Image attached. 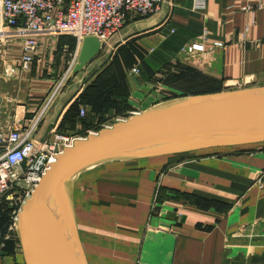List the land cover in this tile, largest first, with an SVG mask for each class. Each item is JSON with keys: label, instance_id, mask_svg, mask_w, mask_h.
<instances>
[{"label": "crops", "instance_id": "obj_1", "mask_svg": "<svg viewBox=\"0 0 264 264\" xmlns=\"http://www.w3.org/2000/svg\"><path fill=\"white\" fill-rule=\"evenodd\" d=\"M69 40L39 37L31 69L16 68L9 78L4 65L15 64L20 45L12 57L3 51L1 131L37 116L68 65ZM108 41L112 54L106 63L93 64L91 78L116 53L127 71L131 106L176 62L206 81L204 87L200 80L193 83L197 90L264 86V0H204L202 10H194L192 0H161L150 16H127ZM191 43H202L203 51L186 59L180 50ZM128 45L132 62L124 68L117 49ZM132 67L138 69L134 77L128 75ZM87 83L54 95L36 128L38 142L59 131L60 119ZM80 107L82 120L91 123L89 107ZM62 131L80 138L83 129L76 123ZM66 198L86 264H264V144L103 162L74 176ZM0 264H24L8 231L0 235Z\"/></svg>", "mask_w": 264, "mask_h": 264}, {"label": "water", "instance_id": "obj_2", "mask_svg": "<svg viewBox=\"0 0 264 264\" xmlns=\"http://www.w3.org/2000/svg\"><path fill=\"white\" fill-rule=\"evenodd\" d=\"M98 52L95 38H83L70 75ZM256 144H264V86L174 99L74 140L17 212L24 264H86L63 197L81 171L112 160Z\"/></svg>", "mask_w": 264, "mask_h": 264}, {"label": "built area", "instance_id": "obj_3", "mask_svg": "<svg viewBox=\"0 0 264 264\" xmlns=\"http://www.w3.org/2000/svg\"><path fill=\"white\" fill-rule=\"evenodd\" d=\"M160 3L161 0H0V45L19 41L21 49L18 60L15 64H5L3 73L9 78L15 75L16 68L29 71L38 52L39 37L44 36H64L74 40V49L68 54L69 67L83 38H95L100 50L119 32L127 16H150L158 10ZM192 8L202 10L204 0H192ZM212 46L220 48L222 44L213 43ZM180 51L187 59L201 53L203 45L191 43ZM137 74L136 67L130 68L129 76ZM57 90L58 85L52 87L37 116L25 125L0 130V199L12 194L24 201L57 155L79 139L54 131L49 132L50 139L41 142L35 139L39 121ZM84 115L85 109L79 107L78 117Z\"/></svg>", "mask_w": 264, "mask_h": 264}, {"label": "rangeland", "instance_id": "obj_4", "mask_svg": "<svg viewBox=\"0 0 264 264\" xmlns=\"http://www.w3.org/2000/svg\"><path fill=\"white\" fill-rule=\"evenodd\" d=\"M18 45H19V41H14L6 45H0V67H1V56L3 54V51L7 50V53H10V56L11 55L13 56L12 48ZM112 50H113V45L111 44V42L107 41L106 44H104L102 48L99 50L97 55L94 58H92L81 70H79L72 76L70 75V73L67 75L65 74L68 65L70 63L69 62L70 58L69 56H67L68 65L66 66L63 73L56 79V82L53 85V86L58 85L57 92L65 88L68 90L77 89L86 80H88L87 85L92 84L96 75L91 78L92 76L91 74L95 71L96 69L95 67H97L93 64H96V62H98L97 65H102L106 63L107 59H109L110 55L112 54ZM72 51L68 52V54H71ZM115 55L116 53H114V56ZM184 68L186 69V67L180 65L177 62L170 69L165 68L162 72L164 75L159 74L161 78L157 76L155 78L156 81L155 80L152 81L150 85H148V88L144 90L142 96L140 95V98L142 97L140 102H136L132 106L129 103H127V109L124 111L123 114H120L119 116H115V117L113 116L115 114V111L113 109L107 111V113L103 115V119L106 120L99 124L98 130L103 127L110 126L115 122H117L118 120L121 119L123 120L131 116L133 113H138L139 110L143 111L146 108H151L155 105L171 102L174 99L196 96L197 93H202V91L197 90L195 89L194 86H192L195 85L193 83L199 81V79L193 73L194 71L193 72L188 71L189 73L187 74ZM125 70L126 69L123 70V74L126 80V78L128 77H127V71ZM178 73H180L181 77L179 76L176 77ZM231 90H237V86L226 88L224 90H221L220 92L231 91ZM166 91L173 92L174 97L164 94V92ZM125 100L126 102L129 101L128 96L126 97ZM88 114L91 116L92 123H96L97 121L95 115L91 111H89ZM95 132L96 131H91V133H95ZM85 136H80V138H83ZM66 186H68V184H65V187ZM22 202L24 203L22 198L16 197L12 194H7L0 199V229H2L3 231L4 229H7L5 231H8L11 234V236L15 238L17 243H18V237H17L16 215L17 212L20 210V207L23 205Z\"/></svg>", "mask_w": 264, "mask_h": 264}, {"label": "trees", "instance_id": "obj_5", "mask_svg": "<svg viewBox=\"0 0 264 264\" xmlns=\"http://www.w3.org/2000/svg\"><path fill=\"white\" fill-rule=\"evenodd\" d=\"M70 39L71 40H69L68 52L72 51L74 47V40L72 38ZM132 52L133 50L130 45H128L127 47H120L117 49V55H119L124 68L129 67L131 65ZM186 69L185 71L187 74L189 73L188 71L193 72V70L189 68ZM193 73L201 81L200 86L201 87L206 86L205 85L206 81L203 80L195 72ZM178 76L181 77L180 73H178L176 77ZM192 86L195 87L197 86V84ZM200 91H202V93H197V95L217 93L220 92L221 89L217 88L211 90V89L203 88ZM126 97H127V88H126L123 70L121 69L118 63V59L115 56H113L110 63L95 76L92 84L87 85L83 89V91L69 104L66 112L63 114L62 118L60 119L59 125L57 127L59 131L57 133L62 134L63 132L62 130L64 128H73V126L76 123H80L83 129V132L80 133V136L86 135L84 132L85 130L90 129L91 131H98L99 124L106 120L103 119V115L107 113V111L113 109L115 111V114L113 115L114 117L124 113V111L127 109V102L125 100ZM83 105L88 106L90 111L95 115L97 121L96 123H92V120L90 118L91 123L86 124L82 120L85 117V115L84 117L79 119L78 108ZM247 146H253V145H247ZM247 146H240V147H247ZM230 148H239V147H230ZM5 230L7 229H4V231L0 229V235L6 233Z\"/></svg>", "mask_w": 264, "mask_h": 264}, {"label": "bare ground", "instance_id": "obj_6", "mask_svg": "<svg viewBox=\"0 0 264 264\" xmlns=\"http://www.w3.org/2000/svg\"><path fill=\"white\" fill-rule=\"evenodd\" d=\"M78 52H79V50H78ZM78 52H77V54L75 55V57H74V60H73V62H72V64L68 67V69L66 70V72H65V74L67 75V74H69L70 73V71L72 70V68H73V66L76 64V60H77V56H78ZM146 109H150V108H146ZM146 109H144V110H146ZM139 113V112H138ZM122 120V119H121ZM121 120H118V121H121ZM108 127V126H107ZM55 160H56V158H55ZM55 160H54V162H55ZM53 162V163H54ZM53 163H51V164H53ZM50 164V165H51ZM48 169H49V167H48ZM47 169V170H48ZM46 170V171H47ZM45 171V172H46ZM44 175V174H43ZM73 178V177H72ZM41 180V179H40ZM39 180V181H40ZM69 181H71V179L69 180ZM69 181L66 183V184H68L69 183ZM67 187V186H66ZM65 186H64V195H63V197H64V203H65V205H66V207H67V209H68V202H67V198H66V188ZM31 195V194H30ZM30 195H29V197H27V198H25V200H24V203H25V201L27 200V199H29L30 198ZM23 203V204H24ZM68 212H69V210H68ZM17 225V224H16Z\"/></svg>", "mask_w": 264, "mask_h": 264}]
</instances>
